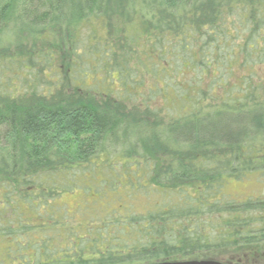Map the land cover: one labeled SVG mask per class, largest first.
<instances>
[{
	"label": "trees",
	"instance_id": "obj_1",
	"mask_svg": "<svg viewBox=\"0 0 264 264\" xmlns=\"http://www.w3.org/2000/svg\"><path fill=\"white\" fill-rule=\"evenodd\" d=\"M141 69L178 75L152 88L176 117L134 97ZM253 173L264 176V0H0V241L11 264L264 260V198L225 192ZM85 179L142 196L146 210L118 202L64 236L48 212Z\"/></svg>",
	"mask_w": 264,
	"mask_h": 264
},
{
	"label": "rangeland",
	"instance_id": "obj_2",
	"mask_svg": "<svg viewBox=\"0 0 264 264\" xmlns=\"http://www.w3.org/2000/svg\"><path fill=\"white\" fill-rule=\"evenodd\" d=\"M117 21V22H116ZM114 31L119 32L120 29L123 28L124 22L118 18L114 21ZM136 65V63H135ZM139 67V65H138ZM170 75L168 74L167 79L160 80L159 78L155 80L154 78H150L145 75L144 71L141 69L140 75L145 79L144 89L142 90L140 96H134L139 98V100H145L143 106H149L153 109H160L163 111V115H169L171 117H176L177 113L174 114L171 107H173L172 102H168L165 98V95L162 93H157L152 91V88L156 86L160 89L163 87H167L170 82H168L169 78H173L174 75L177 74L170 71ZM178 76V75H177ZM148 77V78H147ZM182 80V78H178ZM188 81L194 80V75L192 72L186 77ZM193 82V81H192ZM91 84V82H90ZM171 84V83H170ZM116 86H114V89ZM109 92L107 94H112V97H116L114 91L110 92V88L107 84L101 85L100 91ZM170 94H167V98H178L179 94L177 90H173L170 88ZM174 91V92H173ZM139 95V94H138ZM172 100V99H170ZM173 101V100H172ZM171 103V104H170ZM101 178V177H100ZM98 180V179H97ZM96 180V181H97ZM84 183L87 187V190L79 188L72 193H66L59 198L56 199L54 204L58 207L57 210H53L51 213L58 222L63 223L65 222V226L59 229V233L62 231L63 235H67V229L72 227L79 228V235L84 234L85 226L87 225L88 221H91L92 218L102 219L112 208L115 207V204L120 202L122 203V208H127L128 204L133 205V210L136 212L137 210L145 209L146 202L145 198L142 196L136 197L135 200L128 199L127 194L124 191L117 190V189H109L108 187H104L99 189L98 184L96 182H92L89 179H85ZM96 183V184H95ZM225 192L231 198H234L238 201H247L250 199H259L264 198V176L260 173H253L249 174L245 179L241 180H229L225 186ZM127 205V206H126ZM121 208V209H122ZM27 213L30 215L29 209L23 207ZM119 209V210H121ZM146 210V209H145ZM143 210V211H145ZM33 217V215H31ZM95 226V225H93ZM82 228V229H81ZM7 247L8 244L5 241H0V264H11L10 260L7 257ZM226 256L233 257L234 254H225ZM263 255V253H262ZM218 257H222L224 255L218 254ZM264 256V255H263ZM246 257V256H245ZM248 257V256H247ZM253 264V263H252ZM264 264V263H263Z\"/></svg>",
	"mask_w": 264,
	"mask_h": 264
},
{
	"label": "water",
	"instance_id": "obj_3",
	"mask_svg": "<svg viewBox=\"0 0 264 264\" xmlns=\"http://www.w3.org/2000/svg\"><path fill=\"white\" fill-rule=\"evenodd\" d=\"M153 264H228L220 261H211V260H203V261H185V262H163V263H153Z\"/></svg>",
	"mask_w": 264,
	"mask_h": 264
},
{
	"label": "flooded vegetation",
	"instance_id": "obj_4",
	"mask_svg": "<svg viewBox=\"0 0 264 264\" xmlns=\"http://www.w3.org/2000/svg\"><path fill=\"white\" fill-rule=\"evenodd\" d=\"M225 263V262H224ZM263 264L264 260H258V259H254L252 260V258L250 259H239V261L237 262H232V263H228V264Z\"/></svg>",
	"mask_w": 264,
	"mask_h": 264
}]
</instances>
